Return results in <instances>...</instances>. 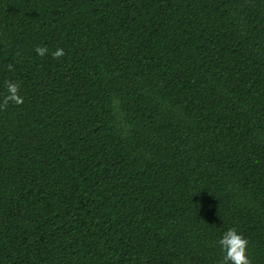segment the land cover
Here are the masks:
<instances>
[{
    "label": "trees",
    "instance_id": "1",
    "mask_svg": "<svg viewBox=\"0 0 264 264\" xmlns=\"http://www.w3.org/2000/svg\"><path fill=\"white\" fill-rule=\"evenodd\" d=\"M9 80L0 264H264V0H0Z\"/></svg>",
    "mask_w": 264,
    "mask_h": 264
},
{
    "label": "clouds",
    "instance_id": "2",
    "mask_svg": "<svg viewBox=\"0 0 264 264\" xmlns=\"http://www.w3.org/2000/svg\"><path fill=\"white\" fill-rule=\"evenodd\" d=\"M49 48L46 45H37L35 52L38 56L44 57L49 54ZM66 55L63 47H57L51 51V56L60 60ZM14 69L13 64L7 65V70L12 71ZM6 94L3 96L2 102H0V109L8 107L9 103L16 105H22L24 98L20 95V83L17 81H6ZM224 255L219 264H252L248 255L249 241L244 235L237 230V228H229L218 241Z\"/></svg>",
    "mask_w": 264,
    "mask_h": 264
}]
</instances>
